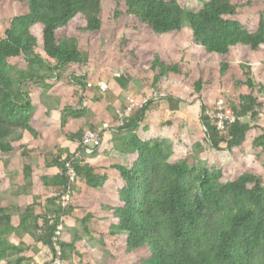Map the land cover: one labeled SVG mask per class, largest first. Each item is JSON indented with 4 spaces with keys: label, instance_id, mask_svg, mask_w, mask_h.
I'll use <instances>...</instances> for the list:
<instances>
[{
    "label": "trees",
    "instance_id": "16d2710c",
    "mask_svg": "<svg viewBox=\"0 0 264 264\" xmlns=\"http://www.w3.org/2000/svg\"><path fill=\"white\" fill-rule=\"evenodd\" d=\"M14 1L19 5L20 14L13 18L0 40L1 154L21 150L19 143L24 134H34L36 106L29 90L34 86L44 89L47 80L54 79L68 66L84 64L77 34L82 32L91 39L99 36L105 3L113 7L114 22L133 24L134 31L150 36L178 35L187 20L192 43L220 60L221 78L231 69L232 49L243 48L254 53L264 46V12L259 14L254 27L233 19L240 16L244 8L252 7L254 0H203L198 12L187 11L178 0ZM36 29L41 30L40 38L35 34ZM132 59L137 73L143 70L145 60L151 61L154 86L170 75L182 74L179 65H168L155 54L134 51ZM243 70L246 81L240 85L250 93L241 96L237 104H231L234 114L244 119L242 123L232 124L220 132L215 111L210 113L201 105L199 119L205 130L203 135L215 151L232 152L243 148L252 124L264 111L260 103L264 86L253 91L250 66L244 64ZM86 78L73 77L72 80L83 88ZM115 81L122 89L130 82L126 76ZM195 85L200 93V82ZM174 101L168 98L172 110L177 109ZM155 105L150 102L136 110L119 129V142L114 141V149L130 155V163L128 167L113 166L123 186L112 187L115 203L106 207L107 224L111 237H124L126 255L142 251L136 261L128 264H264L261 177L246 172L234 181L223 183L220 167L211 169L197 165L193 157L177 159L171 141L157 137L148 141L139 139L135 132ZM84 113L73 111L69 117L77 119ZM260 132L251 146L264 154V127ZM83 134L80 131L69 138L80 143ZM73 156L53 159L61 173L52 178L59 191L43 207L42 214L36 215L37 207L33 204L14 217L0 200V264L24 263L20 255L25 248L8 241L22 237L20 231L29 234L33 231L37 243L48 248L52 256L55 255L52 239L58 232L57 242L65 264H76L75 258L77 264H94L90 249L82 254L78 251L85 246L79 236L80 229L88 233L91 216L77 220L72 227L64 222L73 212L71 206L61 204L67 186L64 164ZM76 171L78 179L91 189H103L107 182L101 168L83 161L76 165ZM28 172L31 168L25 166V179L29 177ZM101 245L105 246L103 242Z\"/></svg>",
    "mask_w": 264,
    "mask_h": 264
},
{
    "label": "rangeland",
    "instance_id": "374dc122",
    "mask_svg": "<svg viewBox=\"0 0 264 264\" xmlns=\"http://www.w3.org/2000/svg\"><path fill=\"white\" fill-rule=\"evenodd\" d=\"M178 1L187 11L198 12L202 7L203 0ZM261 12H264V0H254L252 7L244 8L242 14L233 19L243 25L254 27L258 24ZM19 14V5L14 0H4L0 3V40L4 38V31L9 27L13 18ZM133 27V24L126 25L123 22H114L112 5L110 3L103 4L102 27L99 36L91 39L82 32L77 34L79 51L84 64L81 66L71 65L65 71L66 76H73L77 73L81 75L87 70L89 76L86 78V82L88 80L96 82L97 78L103 79L104 84L108 87L104 94L101 93L102 98L105 99L113 96L109 88L112 80L126 76L128 82L130 80L129 84L132 82L129 88L132 92H127L129 89L123 92V104L127 103L128 94L139 101L141 97L146 96L150 89L156 90L165 97L173 98L176 100L174 102L177 103V109L173 110L174 113L172 111L164 114L155 112L151 117L149 114L146 127L152 125L151 129L147 130L152 134V137L171 141L177 159L193 157L197 165L201 164L211 169L220 167L223 183L234 181L246 172H252L261 177L264 186V154L259 150H254L251 146V142L261 134L260 131L264 127V111L260 113L258 120L252 124L253 129L249 133L244 147L232 152L213 150L204 138L205 130L199 119L202 104L211 113L216 110L217 102L220 99L232 108L231 104H237L241 96L249 95L250 90L240 85L246 81L243 75L244 64L250 66V78L254 84L253 91L256 92L260 85L263 86L264 49L262 52L258 51L257 57L261 64L254 69H252L249 61L252 59L251 54L253 52L243 48L232 49L231 69L225 78H221L219 76L220 60L216 56L206 54L200 47L192 43L187 20L184 21L182 31L178 35L150 36L145 32L134 31ZM35 34L40 38L41 30L36 29ZM134 51L155 54L168 65H179L182 74L170 75L162 80L159 85L154 86L155 74L150 71L151 61L145 60L142 64L143 70L141 73H137L132 65V52ZM197 82L201 84L200 93L196 91L195 84ZM135 90L140 94H134ZM91 91L96 92V89ZM95 94L97 95V93ZM137 95L140 97H136ZM181 103L182 105H180ZM260 103H262L264 110V91ZM161 121L165 123L160 124ZM115 240L108 245L106 251L102 250L97 258L92 256L94 264H128L141 256L142 251L130 256L125 254L124 237ZM51 256L50 250L44 254L41 253L42 264L47 263ZM73 261L77 264L78 259Z\"/></svg>",
    "mask_w": 264,
    "mask_h": 264
},
{
    "label": "crops",
    "instance_id": "0c3cea01",
    "mask_svg": "<svg viewBox=\"0 0 264 264\" xmlns=\"http://www.w3.org/2000/svg\"><path fill=\"white\" fill-rule=\"evenodd\" d=\"M263 49L264 46L260 51L262 52ZM258 55V52L251 54L252 59L249 61L252 69L261 64ZM66 69L56 74L54 79L47 80L44 89L34 86L29 90L30 98L36 106L34 134L28 132L24 134L19 143L21 150L11 154L0 153V200L8 208V213L14 217L23 214L26 208L33 204H36L37 207L36 215L43 213V207L52 199L55 192L59 191V187L53 184L52 178L60 176L61 173L54 166L53 159L59 156L63 159L66 155H72L78 150L80 143L70 139L76 133L82 131L86 134L105 124L114 126L117 120L116 111L123 109V92L127 91L132 83L122 89L115 79L112 80L109 88L113 96L105 99L102 98L98 88L99 84L104 83L103 79L97 78L96 82L85 81L86 87L82 88L76 85L72 78L88 77L89 72L85 70L81 75L77 73L73 76H66ZM93 89H96V92L91 91ZM130 91L129 89L127 92ZM133 93L138 94L139 92L135 90ZM73 111H84L85 113L75 119L69 117ZM171 111L174 113L168 99L156 103L153 110L146 114L145 120L139 125L135 134L142 141L150 140L152 134L147 130L151 129L152 125L146 127L149 114L151 117L155 112L164 114ZM164 123L160 122V124ZM115 140L119 142V129L109 132L101 149L95 151L93 156L84 161L87 165L101 168L102 173L107 176L104 188L91 189L78 179L72 190L70 206L73 212L64 219L65 224L72 227L77 220H81L86 215L91 216L88 233H84L83 228L80 229L79 236L85 246L80 247L78 251L82 254L88 248L92 251L94 258H97L102 250L106 251L108 245L116 239L109 235L107 224L109 212L106 207L115 203L116 194L112 187L122 188L123 183L113 166L128 167L130 163V155H124L114 149ZM25 166L31 168V172H28V179H25L24 176ZM20 235L22 237L9 238L8 241L13 245L25 248L26 251L20 255L25 260L23 264H42L40 255L49 251L48 248L37 243V236L33 231L31 234L20 231ZM102 242L105 246L101 245Z\"/></svg>",
    "mask_w": 264,
    "mask_h": 264
},
{
    "label": "built area",
    "instance_id": "2783aa9c",
    "mask_svg": "<svg viewBox=\"0 0 264 264\" xmlns=\"http://www.w3.org/2000/svg\"><path fill=\"white\" fill-rule=\"evenodd\" d=\"M98 88L102 94H104L108 90L107 85L104 83L99 84ZM168 98L171 97H165L154 89H150L146 96L141 98L139 101H136L130 96V94H128L126 97V107L116 111L117 120L114 126L105 124L97 130L89 131L84 134L79 144L78 150L73 154V158L69 161H66L64 164L67 186L61 197V204L63 207L70 206L72 202V190L74 185L78 181L76 165L93 156L95 151L100 150L103 146L106 135L115 129L117 130L122 128L125 124V121L130 116H132V114L136 110L146 107L150 102H158L160 100ZM214 118L217 122V129L220 132L225 131V129L232 124H235L237 122L242 123L244 121L243 118L235 115L232 108L229 107L227 103L222 99L217 102ZM58 236L59 233L57 232L55 237L52 239L55 255L52 256L49 264H65L61 259L62 251L57 242Z\"/></svg>",
    "mask_w": 264,
    "mask_h": 264
}]
</instances>
